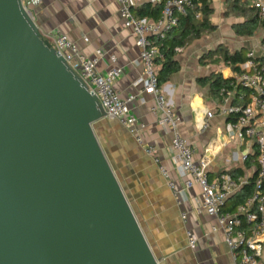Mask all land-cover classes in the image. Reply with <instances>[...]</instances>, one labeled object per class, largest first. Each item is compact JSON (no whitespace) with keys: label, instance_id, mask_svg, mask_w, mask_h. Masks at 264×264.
Here are the masks:
<instances>
[{"label":"water","instance_id":"1","mask_svg":"<svg viewBox=\"0 0 264 264\" xmlns=\"http://www.w3.org/2000/svg\"><path fill=\"white\" fill-rule=\"evenodd\" d=\"M97 97L0 0V264H159L93 125Z\"/></svg>","mask_w":264,"mask_h":264},{"label":"crops","instance_id":"2","mask_svg":"<svg viewBox=\"0 0 264 264\" xmlns=\"http://www.w3.org/2000/svg\"><path fill=\"white\" fill-rule=\"evenodd\" d=\"M132 1L135 16L145 11L144 17L158 18L159 15L154 18L149 13L148 6L156 5L151 0ZM205 2L211 8L209 21L214 30L177 49L175 59L180 68L160 88L181 118L179 131L195 149V159L208 163L209 180L235 172L234 178L250 181L257 171L256 147L248 139L239 141L227 134L228 119L220 113V97L211 82L218 77L222 83L239 72L237 64L223 62L219 48L241 52L244 57L245 52L255 50L264 65V56L258 52L264 44V31L255 40H251L252 36H238L236 28L244 23V18L231 8L233 0ZM24 3L43 37L52 40L55 35L64 34L85 56L101 51L97 65L101 74L113 67L120 70L114 89L120 97L130 100L129 111L142 125V144L117 120L108 117L96 122L93 128L159 264H234L222 231L212 230L217 225L216 218L197 212L199 188H186L184 178L172 163L173 134L160 125V112L152 111L153 96L136 85L144 77L145 69L139 62L136 37L130 28L124 27L117 3L114 0H24ZM177 34L178 30H174L171 37ZM160 66L156 61L155 68L159 70ZM144 145L155 148L156 157L168 170V179L181 192L179 202ZM244 156L246 161L242 160ZM231 198L225 204L228 211L235 209ZM187 231L196 237L194 247L188 244ZM258 264H264V254Z\"/></svg>","mask_w":264,"mask_h":264},{"label":"built area","instance_id":"3","mask_svg":"<svg viewBox=\"0 0 264 264\" xmlns=\"http://www.w3.org/2000/svg\"><path fill=\"white\" fill-rule=\"evenodd\" d=\"M114 1L118 5L124 27L130 28L136 37L139 62L145 69L144 77L140 78L136 85H140L144 92L153 96L152 111L160 112V125L170 129L173 134L171 160L179 176L184 178L185 187L197 186L200 190L197 212L202 211L216 218L217 225L212 230L222 231L234 264H258L264 254V65L260 62L257 52L248 51L246 60L236 65L239 72L233 78L224 80L218 91L221 101L220 113L228 119L225 125L227 134L239 141L248 139L256 147L257 171L252 195L233 211H228L225 209L227 200L245 186L249 182L248 179L234 178L228 173H223L217 179L209 180L208 163L204 159H195V149L181 135V118L166 100L158 84L155 68L156 60L163 57L158 42L165 39L177 26L181 16L195 10L194 1L165 0L156 20L135 16L132 12V0ZM151 3L158 4L160 0H151ZM252 6L257 10L259 19L264 21V0H256ZM195 19H202L200 12H195ZM47 40L71 70L81 78L88 91L97 97L106 117L117 120L137 143L142 144V125L129 111L130 100L120 97L114 89L120 70L113 67L104 74L99 73L97 65L101 51L97 50L93 56H85L64 34H57L52 40ZM83 40L87 42V38ZM258 52L264 56V44ZM110 60L114 62L113 57ZM144 150L154 159L159 173L166 179L168 187L179 202L181 192L175 190L174 183L168 179V170L156 157L155 148L144 145ZM242 160L246 161L247 157L244 156ZM181 217L185 220V214ZM244 222L250 225L243 226ZM186 236L189 246L194 247L196 237L190 231L186 232Z\"/></svg>","mask_w":264,"mask_h":264},{"label":"trees","instance_id":"4","mask_svg":"<svg viewBox=\"0 0 264 264\" xmlns=\"http://www.w3.org/2000/svg\"><path fill=\"white\" fill-rule=\"evenodd\" d=\"M164 1L165 0H160V3L154 6L149 5L148 8H150V15H153L154 18H156L160 14ZM193 1L195 3V10L189 11L185 16H181L178 19L177 26L172 30H178V34L171 37V31L165 39L158 42L160 52L163 56L161 60H156L161 65L159 70H157L159 86L168 82L170 76L176 73L180 68L178 61L175 59L177 49L183 48L190 42L199 39L202 34L214 30V26L209 21V16L211 14V8L209 5L205 0ZM231 8L244 18V23L238 25L236 28L238 36L251 37L258 26L264 27V21L259 19L257 10L250 5L248 0H233ZM195 12L201 13V20L195 19ZM138 16L144 17L145 11H141ZM217 50L220 51L221 58L225 63L229 62L232 65H236L243 63L246 60V57H244L241 52L230 53L228 49L221 48ZM208 54H211V52ZM221 84L220 78H212L211 86L215 94H218ZM230 175L236 177L235 172H231ZM254 179L255 176L232 196L230 200L232 201L233 209L244 203L245 200L252 195ZM249 225L250 224H247L246 222L243 223V226Z\"/></svg>","mask_w":264,"mask_h":264},{"label":"rangeland","instance_id":"5","mask_svg":"<svg viewBox=\"0 0 264 264\" xmlns=\"http://www.w3.org/2000/svg\"><path fill=\"white\" fill-rule=\"evenodd\" d=\"M249 1V3L251 2L252 3V1H254V0H248ZM263 31H264V29L261 27V26H258L257 27V29H256V31H255V33L253 34V36H252V38H251V40H255L259 35H261L262 33H263ZM216 54V53H215ZM247 54H248V52H245L244 53V55H245V57L247 56ZM113 166H115V165H113ZM114 172H116L115 171V169H114ZM116 174V173H115ZM117 176V175H116ZM118 178V177H117ZM119 180V179H118ZM122 186V185H121ZM123 188V187H122Z\"/></svg>","mask_w":264,"mask_h":264}]
</instances>
